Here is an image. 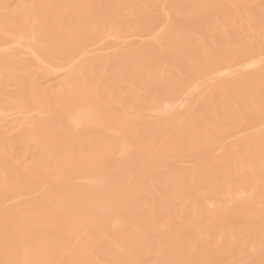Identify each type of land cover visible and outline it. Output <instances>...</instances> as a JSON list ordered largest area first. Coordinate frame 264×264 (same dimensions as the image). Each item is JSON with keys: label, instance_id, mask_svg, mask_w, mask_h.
<instances>
[{"label": "bare ground", "instance_id": "1", "mask_svg": "<svg viewBox=\"0 0 264 264\" xmlns=\"http://www.w3.org/2000/svg\"><path fill=\"white\" fill-rule=\"evenodd\" d=\"M0 264H264V0H0Z\"/></svg>", "mask_w": 264, "mask_h": 264}]
</instances>
